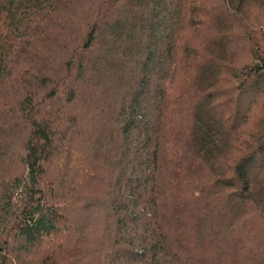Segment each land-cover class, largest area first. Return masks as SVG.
<instances>
[{
  "label": "trees",
  "instance_id": "16d2710c",
  "mask_svg": "<svg viewBox=\"0 0 264 264\" xmlns=\"http://www.w3.org/2000/svg\"><path fill=\"white\" fill-rule=\"evenodd\" d=\"M0 264H264V0H0Z\"/></svg>",
  "mask_w": 264,
  "mask_h": 264
}]
</instances>
